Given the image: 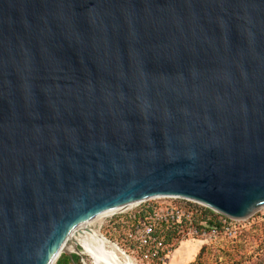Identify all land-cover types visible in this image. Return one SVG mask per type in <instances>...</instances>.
I'll return each mask as SVG.
<instances>
[{"label": "water", "instance_id": "obj_1", "mask_svg": "<svg viewBox=\"0 0 264 264\" xmlns=\"http://www.w3.org/2000/svg\"><path fill=\"white\" fill-rule=\"evenodd\" d=\"M158 197L264 206V0H0V264Z\"/></svg>", "mask_w": 264, "mask_h": 264}, {"label": "built area", "instance_id": "obj_2", "mask_svg": "<svg viewBox=\"0 0 264 264\" xmlns=\"http://www.w3.org/2000/svg\"><path fill=\"white\" fill-rule=\"evenodd\" d=\"M159 199L163 201H153ZM252 216L233 219L194 200L158 197L112 213L108 224L127 230L129 248L145 264H169L184 240L235 239L251 227Z\"/></svg>", "mask_w": 264, "mask_h": 264}, {"label": "rangeland", "instance_id": "obj_3", "mask_svg": "<svg viewBox=\"0 0 264 264\" xmlns=\"http://www.w3.org/2000/svg\"><path fill=\"white\" fill-rule=\"evenodd\" d=\"M153 201H163V199ZM111 214L101 217L98 222L92 225L85 226L90 240L93 243H98L97 247L104 253H107V257H105L106 264H123L122 259L113 251L112 246L115 244L118 245L135 264H145L141 261L139 255L129 248L130 242L127 240V230H124L125 228L122 227L115 229L108 224V216ZM251 221V227L232 240L225 238L208 242H202L200 239L189 240V243L191 242L194 246H192V249L195 248L192 254L193 259L190 263L264 264V206L253 213ZM106 240L108 243H102ZM77 241L79 240H76V242ZM83 244L84 247L77 246L81 252L78 254L79 260L76 264H103L102 261L100 262L90 253V247L85 243ZM189 247L191 246L183 243L174 254L187 250ZM62 254L69 255V252H63ZM174 263L175 261L170 258L169 264Z\"/></svg>", "mask_w": 264, "mask_h": 264}, {"label": "bare ground", "instance_id": "obj_4", "mask_svg": "<svg viewBox=\"0 0 264 264\" xmlns=\"http://www.w3.org/2000/svg\"><path fill=\"white\" fill-rule=\"evenodd\" d=\"M135 205V204H134ZM132 205V206H134ZM131 207V206H130ZM128 208V207H127ZM125 208L122 209H118V210H114V211H110V212H104L100 215H98L96 218H94L92 221L87 222L86 224H84L83 226H81L71 237V241L66 244L63 248L62 252H72L75 251L76 247L78 245L84 247V244H87L90 247V253L96 257L100 262L102 261L103 264H106V260L105 257H107V253H104L102 250H100V248L97 247L98 243H93L89 236L87 231L85 230V226L88 225H92L95 222H98L99 219L105 215L114 213L116 211H120L123 210ZM76 240H79L76 242ZM102 243L106 244L108 243V241H103ZM113 251L122 259L123 264H135V262L129 257L127 256V254L118 246V245H113ZM107 259V258H106ZM109 259V258H108Z\"/></svg>", "mask_w": 264, "mask_h": 264}, {"label": "crops", "instance_id": "obj_5", "mask_svg": "<svg viewBox=\"0 0 264 264\" xmlns=\"http://www.w3.org/2000/svg\"><path fill=\"white\" fill-rule=\"evenodd\" d=\"M191 240V239H190ZM185 243V245H188V246H191L189 248H187V250H183L182 252H178L176 254H174V252L183 244ZM179 247H177L172 256L170 258H172V260L175 261L174 264H189L191 262V260L193 259L192 257V254L194 252V249H192V246L193 244L190 242L189 243V240H186V241H183L181 244H180ZM194 247V246H193ZM187 251V252H186ZM170 260V259H169Z\"/></svg>", "mask_w": 264, "mask_h": 264}, {"label": "trees", "instance_id": "obj_6", "mask_svg": "<svg viewBox=\"0 0 264 264\" xmlns=\"http://www.w3.org/2000/svg\"><path fill=\"white\" fill-rule=\"evenodd\" d=\"M135 226V222H132ZM178 246H176L177 248ZM79 260V255L72 253L71 255L61 254L55 264H76ZM191 264V263H189Z\"/></svg>", "mask_w": 264, "mask_h": 264}]
</instances>
